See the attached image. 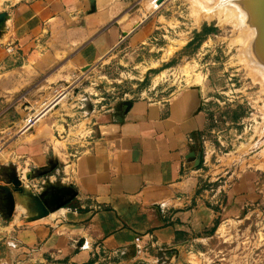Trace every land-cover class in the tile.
<instances>
[{
  "label": "crops",
  "instance_id": "crops-1",
  "mask_svg": "<svg viewBox=\"0 0 264 264\" xmlns=\"http://www.w3.org/2000/svg\"><path fill=\"white\" fill-rule=\"evenodd\" d=\"M21 1L5 10L0 33V112L14 100L24 107L41 99L40 89L67 70L61 64L51 72L57 60L90 65L115 48V0H94L93 10L89 0ZM10 44L14 50L7 52ZM78 104L83 103L73 102ZM84 105L86 113L89 104ZM65 107L58 103L18 135L25 116L15 129L11 152L21 183L9 191L0 181V196L14 201L17 234L46 236L41 250L71 263L85 261L91 251L177 245L182 236L209 229L217 193L204 187L211 177L200 166L205 115L199 89L136 98L116 114L115 103L84 118L82 111L67 113ZM27 171L33 175L25 180ZM43 171L51 173L36 175ZM67 191L75 193L71 203L43 216V201L53 206ZM23 242L17 243L21 253L27 251Z\"/></svg>",
  "mask_w": 264,
  "mask_h": 264
},
{
  "label": "rangeland",
  "instance_id": "rangeland-1",
  "mask_svg": "<svg viewBox=\"0 0 264 264\" xmlns=\"http://www.w3.org/2000/svg\"><path fill=\"white\" fill-rule=\"evenodd\" d=\"M14 1L18 0H0L5 21V10ZM262 3L263 0H115L110 21L115 26L113 50L90 65L70 64L65 57L57 60L50 71L61 64L67 70L62 75L56 73L51 84L40 89L44 90L41 99L24 107L17 106L14 100L0 112V181L12 191L17 186L15 181L21 183L11 152L15 129L23 117L48 99L54 86L69 87L67 96L59 102L66 105L67 113L85 112L84 104L92 105H88L91 113L115 103V114L136 98L164 99L189 88L199 89L205 115L200 166L211 177L204 187L209 193H217L211 206L215 218L208 230L186 234L177 245L136 244L126 253L91 251L85 261L69 263L67 257L41 250L46 236L17 234L11 218L14 201L0 196V226L5 232L0 234V264H264V65L242 50L238 32L246 24L244 19L252 22L264 18ZM250 6L257 12L249 10ZM94 8V0H89V9ZM251 14L257 19L253 20ZM259 59L264 61L263 56ZM76 99L83 104L74 106ZM89 111L83 113V118ZM81 129L77 134L83 133ZM27 172L24 179L33 175ZM48 173L51 172L36 175ZM61 196L56 204L66 200L68 193L62 192ZM43 202V216L50 208H59ZM19 242L27 249L24 256L17 248Z\"/></svg>",
  "mask_w": 264,
  "mask_h": 264
},
{
  "label": "bare ground",
  "instance_id": "bare-ground-1",
  "mask_svg": "<svg viewBox=\"0 0 264 264\" xmlns=\"http://www.w3.org/2000/svg\"><path fill=\"white\" fill-rule=\"evenodd\" d=\"M241 1V0H240ZM257 1H259V0H257ZM234 2V1H233ZM249 2V1H248ZM252 2V1H251ZM250 2V3H251ZM157 3V2H156ZM198 3V2H197ZM209 3V2H208ZM257 3V2H256ZM240 4V3H239ZM259 4H260V2H259ZM264 4V0H263V3H262V6H264L263 5ZM199 5V4H198ZM247 5V4H246ZM250 5V4H249ZM215 6V5H214ZM238 6H240V5H238ZM245 6V5H244ZM254 6V5H253ZM256 6V5H255ZM242 7V6H241ZM251 7V6H250ZM249 7V10H251L253 7H251L250 8ZM246 8H247V6L244 8L245 10H246ZM255 8V7H254ZM253 8V11L255 10ZM258 8H259V6H258ZM240 9V8H239ZM264 9V8H263ZM234 10H235V8H234ZM248 10V9H247ZM258 10V9H257ZM256 11V10H255ZM263 11V10H262ZM260 12V14H262L263 12ZM257 12V11H256ZM229 13V12H228ZM244 13H245V11H244ZM251 13H253V12H251ZM255 13V12H254ZM253 13V14H254ZM234 14V15H233ZM233 14H231V15H233V17L235 16V12L233 13ZM245 14H247V12L245 13ZM253 14H251L250 16H253ZM260 14H258V15H260ZM248 15H249V12H248ZM247 15V16H248ZM256 15H257V13H256ZM257 15V16H258ZM228 16H230V15H228ZM257 16H253L254 17V19L253 20H255V18L257 19ZM262 16L264 17V14H262ZM244 20H246L247 22H248V20L247 19H244ZM251 20V19H250ZM243 22V23H246V24H242V26H240L239 27V30H238V32H239V34H240V36H241V38H240V40L242 39L243 41H241V42H243V44L242 45H240L241 46V48H242V50H244V51H246V53L247 52H249V54L252 56V60H257L258 62H259V64H262V66L264 65V61L263 60H260L259 59V56H263L264 57V18H258V20L257 21H249L248 23L247 22ZM234 27V26H233ZM237 32V33H238ZM258 35H260V37H261V39L260 38H258L257 39V36ZM238 39H239V37H238ZM261 40H263V42L261 41ZM240 48V47H239ZM239 51H240V49H239ZM259 55H258V54ZM48 101L46 100L45 102H42V103H39L38 105H37V107H36V110H34L35 112H38V111H40L42 108H44V106H45V104L47 103ZM56 105L57 104H52L51 105V107H49L48 108V112H52L53 110H54V108L56 107ZM30 115H32V112H30V113H28L27 115H26V117H29ZM22 125V124H21ZM20 124H19V126H21ZM25 132V131H24ZM24 132H21V133H24ZM21 133H17L18 135L19 134H21Z\"/></svg>",
  "mask_w": 264,
  "mask_h": 264
},
{
  "label": "built area",
  "instance_id": "built-area-1",
  "mask_svg": "<svg viewBox=\"0 0 264 264\" xmlns=\"http://www.w3.org/2000/svg\"><path fill=\"white\" fill-rule=\"evenodd\" d=\"M7 52H10L13 50V47H7ZM69 87L63 86V85H57L54 86L51 89V94L47 99V103L45 104L44 108H42L40 111L32 112V115L29 117H25L22 125L18 128V133L26 131L28 128H30L33 124L38 122L45 114L48 113V108L51 107L52 104H58L60 101H62L68 94ZM136 241H138V238H135Z\"/></svg>",
  "mask_w": 264,
  "mask_h": 264
},
{
  "label": "water",
  "instance_id": "water-1",
  "mask_svg": "<svg viewBox=\"0 0 264 264\" xmlns=\"http://www.w3.org/2000/svg\"><path fill=\"white\" fill-rule=\"evenodd\" d=\"M6 19V13L5 12H0V25L3 24V22L5 21ZM15 184L18 185V181H15ZM67 193L69 194V196L67 197L66 200L64 201H60L58 204H56V206H62L63 204H65L67 201L71 200L74 196H75V193L74 192H68Z\"/></svg>",
  "mask_w": 264,
  "mask_h": 264
}]
</instances>
